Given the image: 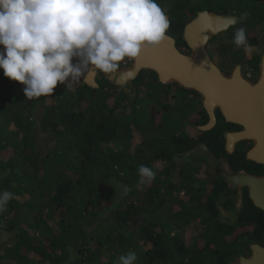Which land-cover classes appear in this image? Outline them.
Segmentation results:
<instances>
[{"label":"trees","instance_id":"1","mask_svg":"<svg viewBox=\"0 0 264 264\" xmlns=\"http://www.w3.org/2000/svg\"><path fill=\"white\" fill-rule=\"evenodd\" d=\"M157 3L169 16L167 34L180 49H187L182 31L196 12H230L239 17L247 12L246 19L223 33L226 40L218 45L219 36L211 39L209 52L217 60H230L229 54L235 53L239 63L247 60V68L258 74L264 29L257 28L264 25V0ZM241 26L253 50L250 55L232 43ZM254 30L261 32L250 38ZM97 83L98 89L80 80L69 87L58 84L52 96L29 100L25 86L5 77L0 69V192L15 194L0 214V231L11 233L0 244V264H114L128 251L136 253L135 264H227L234 260L239 242L229 245L232 230L221 234L220 224L215 223L211 235L202 232L207 253L184 238L202 216L193 203L204 188L197 189L189 174H184L180 188L170 180L179 154L198 144L222 150L226 128L222 118L214 130H198L207 122L199 96L158 83L151 71L133 81V101L104 74ZM141 107L146 110L144 116L138 114ZM141 164L155 173L150 184L137 183ZM216 185L203 204L205 217L218 215L208 202L223 190ZM124 186L131 188L127 195L122 194ZM182 192L187 201L180 197ZM174 207L178 208L174 211ZM221 251L228 260H219Z\"/></svg>","mask_w":264,"mask_h":264},{"label":"clouds","instance_id":"2","mask_svg":"<svg viewBox=\"0 0 264 264\" xmlns=\"http://www.w3.org/2000/svg\"><path fill=\"white\" fill-rule=\"evenodd\" d=\"M169 27L157 0H0V69L25 86L27 99L52 96L58 84L69 87L85 73L111 77L126 60L158 48ZM232 43L250 51L245 27L235 30ZM137 176L138 185H147L155 173L141 164ZM130 191L124 186L122 194ZM14 198L12 192H0V214ZM136 259L128 251L114 264H135Z\"/></svg>","mask_w":264,"mask_h":264},{"label":"water","instance_id":"3","mask_svg":"<svg viewBox=\"0 0 264 264\" xmlns=\"http://www.w3.org/2000/svg\"><path fill=\"white\" fill-rule=\"evenodd\" d=\"M242 21L239 16L230 12H196L195 17L185 24L182 31V40L187 49L178 48L176 40L166 34L167 39L158 48L147 49L138 59L131 60L129 67L119 69L111 77H104L113 86L122 89L129 101H133L135 96L133 81L144 71L155 73L157 82L162 85H176L183 90L195 92L209 118L207 124L197 127L198 130L206 132L212 129L216 123L215 111L219 110L226 123L243 128L240 132L227 133L226 137L230 139L228 145L244 140L253 141L254 146L248 153V159L264 164V48L256 82L244 78L239 66L231 74L222 72L207 49L213 37L227 32ZM76 62L74 59L73 63ZM98 76L99 72L85 73L80 81L91 89H98ZM198 148L204 152L206 160H215L204 145ZM189 153L184 155L185 160L181 161L180 168L183 163L192 164L199 160L194 156L186 160ZM219 178L224 179L229 184V190L233 192L238 191L234 186H247L250 199L257 207H260V200L264 201V177L258 178L244 172L228 176L220 169ZM261 207L264 209V205ZM2 241L0 237V244ZM253 249L252 256L243 258L241 264H264V247L254 246Z\"/></svg>","mask_w":264,"mask_h":264},{"label":"flooded vegetation","instance_id":"4","mask_svg":"<svg viewBox=\"0 0 264 264\" xmlns=\"http://www.w3.org/2000/svg\"><path fill=\"white\" fill-rule=\"evenodd\" d=\"M213 61L225 74H231L235 68L239 66L244 78L251 82H256L258 80L260 60L258 63L257 75H253V72L247 68V64H245L247 60H243L241 63H231L230 60ZM131 62L132 61L130 60L123 62L122 68H127L130 66ZM101 74L102 73H99V76ZM215 118V126L209 131L214 130L220 124L221 118L226 127L221 137L222 150L217 147L214 148L215 150H212L207 145L198 144L191 151H189L190 153L186 156V160L191 156L197 157L199 159L195 161V163L190 164L189 169L194 175V185L196 184L197 189H200L201 185H203L204 188V190L201 191V198L195 200L193 203V205L196 206L197 212L202 215L195 219V243L199 245L200 249L205 250L204 247L207 239L202 232H206L207 234L211 235L212 231L215 229V223L220 224L218 229L221 231V234H224L225 232H228L227 230L231 229L232 234L231 237H228L227 242H229V245L232 242H236L237 245V242H239L238 249L234 251L235 259L228 260L229 257L223 251H221L219 260H228L227 264H241V260L243 258L248 259L252 256L254 252V246L264 247V209L261 207L264 205V201L262 202V200H260L261 205L259 204L260 207H257L250 199V191L247 186L237 185L234 186L238 189L237 192H233L232 190L230 191L229 184H227L224 179L219 178V173L221 169L223 170V173L228 176L244 172L251 176L263 178L264 164H259L248 159V153L253 149L254 146L253 141L244 140L237 142L235 145H228L230 139L226 137L227 133L240 132L243 130L241 126L232 123H226L219 110L215 111ZM208 121L209 118L207 115V122L205 124H207ZM218 142H220V140ZM200 145H204L207 149H209L211 155H213L215 158L214 161L209 162L204 158V152L201 150V148H198ZM186 153L179 154L173 162V175L170 177V180L174 184L175 188H180L182 186V181L185 180L183 169L180 168L179 165L180 163L184 162L182 160ZM214 184H217L216 186L223 187L221 194L218 195V198L215 201L210 203V200L208 199L209 205L211 204L212 207L218 211V215L212 218L211 216L205 217V212L202 207H204L203 204H206L207 202L205 200L206 197H210L212 195ZM181 194H183L184 199H188L186 194L183 192ZM249 212L251 215H243ZM240 215L246 218H240ZM206 220L209 221V224L206 222ZM212 221L213 225L210 224ZM253 221H257V224L254 225V223H252ZM224 236L225 235H223V237ZM0 237L3 239L2 242H5L11 237V233L0 231ZM211 251L213 252L212 249ZM205 252L207 253V250H205ZM2 261L6 263L5 259H2Z\"/></svg>","mask_w":264,"mask_h":264},{"label":"rangeland","instance_id":"5","mask_svg":"<svg viewBox=\"0 0 264 264\" xmlns=\"http://www.w3.org/2000/svg\"><path fill=\"white\" fill-rule=\"evenodd\" d=\"M233 28V27H232ZM257 29H261V31H262V29H264V25H261L259 28H257ZM260 30H254V31H252V32H250V34H249V37L251 38V37H254L255 36V34H256V36H258L259 34H260V32H261ZM224 33H227V32H224ZM220 35H221V39H220ZM219 40V41H218ZM216 39V41L215 42H217V44H218V42L220 43L221 42V40L223 41V40H226V37L223 35V34H219V39ZM216 45V44H215ZM214 45V46H215ZM219 45V44H218ZM212 47L213 46H211V44L209 43L208 44V46H207V49H209V51L211 52L212 51ZM208 51V52H209ZM209 52V53H210ZM252 52H253V50H250V51H247V55H250V54H252ZM230 56H228V59H230V62L231 63H239V60H238V58H237V56H235L236 54L234 53V54H229ZM211 58L213 59V60H215V61H220V60H217V59H215L216 58V56L214 55V56H212L211 55ZM221 60H224V59H221ZM219 64V63H218ZM129 67V66H128ZM150 103V102H149ZM148 103L146 102V105H147ZM145 113H146V110L145 109H143L142 107L140 108V110H139V112H138V114L140 115V116H144L145 115ZM189 167H190V164H185L184 166H182L181 168L183 169V173L184 174H186V175H191V179L193 180V173H192V171L189 169ZM194 181V180H193ZM195 182V181H194ZM51 226H53V223H51L50 224ZM195 223L192 225V226H190L187 230H186V232L184 233L185 234V236H184V238H186V240L189 242V240H193V241H195ZM33 256V255H32ZM34 259V258H33Z\"/></svg>","mask_w":264,"mask_h":264},{"label":"crops","instance_id":"6","mask_svg":"<svg viewBox=\"0 0 264 264\" xmlns=\"http://www.w3.org/2000/svg\"><path fill=\"white\" fill-rule=\"evenodd\" d=\"M183 159H184V157H183ZM186 162V161H185ZM185 164H187V163H183V165H185ZM240 200V199H239Z\"/></svg>","mask_w":264,"mask_h":264},{"label":"snow or ice","instance_id":"7","mask_svg":"<svg viewBox=\"0 0 264 264\" xmlns=\"http://www.w3.org/2000/svg\"><path fill=\"white\" fill-rule=\"evenodd\" d=\"M262 93H264V91H262ZM262 97H264V95H262Z\"/></svg>","mask_w":264,"mask_h":264}]
</instances>
